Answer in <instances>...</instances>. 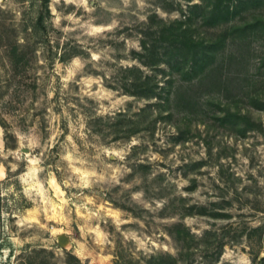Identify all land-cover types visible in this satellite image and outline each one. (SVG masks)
<instances>
[{
  "label": "rangeland",
  "instance_id": "rangeland-1",
  "mask_svg": "<svg viewBox=\"0 0 264 264\" xmlns=\"http://www.w3.org/2000/svg\"><path fill=\"white\" fill-rule=\"evenodd\" d=\"M40 8L0 0V264H264V0Z\"/></svg>",
  "mask_w": 264,
  "mask_h": 264
},
{
  "label": "trees",
  "instance_id": "trees-1",
  "mask_svg": "<svg viewBox=\"0 0 264 264\" xmlns=\"http://www.w3.org/2000/svg\"><path fill=\"white\" fill-rule=\"evenodd\" d=\"M39 3H40V11L38 12V14L35 16V18L31 21V28L34 30V31H43L45 29V26L44 25V17H45V14L46 15H50V9H49V2L50 0H38ZM196 55V54H194ZM197 58L193 56V59L191 62V68H194V63L197 61L196 60ZM131 85V84H130ZM137 92H134L135 95H142L141 93L145 94L143 90L137 88ZM156 97V96H155ZM158 98V96H157ZM224 244H218V247L222 246L223 247ZM219 254V253H218ZM220 255V254H219ZM218 261V260H217ZM179 262V254L177 255H172V254H169L167 252H159V253H156V254H150L148 255L145 259H144V263L145 264H177ZM203 264H211V260H204L202 261ZM78 264H81L78 260Z\"/></svg>",
  "mask_w": 264,
  "mask_h": 264
},
{
  "label": "water",
  "instance_id": "water-1",
  "mask_svg": "<svg viewBox=\"0 0 264 264\" xmlns=\"http://www.w3.org/2000/svg\"><path fill=\"white\" fill-rule=\"evenodd\" d=\"M57 239H58L59 244L63 245L66 242L67 237L65 235H59ZM262 261H264V259H262Z\"/></svg>",
  "mask_w": 264,
  "mask_h": 264
}]
</instances>
